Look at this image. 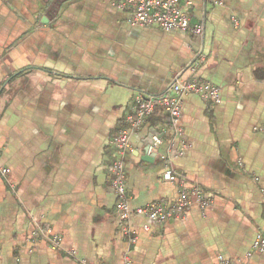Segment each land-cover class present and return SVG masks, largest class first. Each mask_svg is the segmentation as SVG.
Wrapping results in <instances>:
<instances>
[{"label":"crops","instance_id":"crops-1","mask_svg":"<svg viewBox=\"0 0 264 264\" xmlns=\"http://www.w3.org/2000/svg\"><path fill=\"white\" fill-rule=\"evenodd\" d=\"M121 1L0 0V264H264V0H181L201 37L133 27ZM192 78L221 103L186 96L181 137L162 110L147 118L124 159L127 196L133 210L173 203L171 166L207 206L123 222L113 140L137 94Z\"/></svg>","mask_w":264,"mask_h":264},{"label":"built area","instance_id":"built-area-1","mask_svg":"<svg viewBox=\"0 0 264 264\" xmlns=\"http://www.w3.org/2000/svg\"><path fill=\"white\" fill-rule=\"evenodd\" d=\"M119 7L128 13L127 21L133 27H157L166 32L191 33L198 37H201L204 32L201 24H191L190 14L182 5L181 0H122ZM188 95H198L216 104L221 103L220 89L197 78L188 81L178 79L170 89L159 95H146L143 93L136 95V109L134 114L128 118L129 127L122 130L113 140L115 153L111 165L112 187L118 199L116 211L121 221L126 222L132 215H139L157 223H164L174 218H184L194 200L203 208L207 206L203 201L200 188L186 189V177L176 172L171 166H166L163 177L166 181L181 186L180 194L173 203L170 205L151 203L134 210L128 204L124 159L127 152L131 150V134L140 130L147 118L152 116L158 108H163L168 117L167 126L173 129L177 137H181L183 134L181 127L183 103L184 98ZM151 137L152 142L147 144L146 154L149 157H155L158 148L163 144V137L156 132ZM9 173V169L0 165V175L7 176ZM40 232L45 237L46 233L41 229ZM50 240L54 246H58L61 242L58 237ZM131 241L134 240L131 239ZM254 249L257 252L264 251L263 233L258 236ZM125 264L133 263L126 260ZM218 264L234 263L223 256H219Z\"/></svg>","mask_w":264,"mask_h":264},{"label":"trees","instance_id":"trees-1","mask_svg":"<svg viewBox=\"0 0 264 264\" xmlns=\"http://www.w3.org/2000/svg\"><path fill=\"white\" fill-rule=\"evenodd\" d=\"M158 110H162L163 112H164V114H165V116H164V123L167 125L168 124V117H167V114H166V112H165V110L163 109V108H158L156 111H155V113L158 111ZM154 113V114H155Z\"/></svg>","mask_w":264,"mask_h":264},{"label":"water","instance_id":"water-1","mask_svg":"<svg viewBox=\"0 0 264 264\" xmlns=\"http://www.w3.org/2000/svg\"><path fill=\"white\" fill-rule=\"evenodd\" d=\"M152 142V137H150V143ZM153 158V157H152ZM150 159V158H149Z\"/></svg>","mask_w":264,"mask_h":264}]
</instances>
